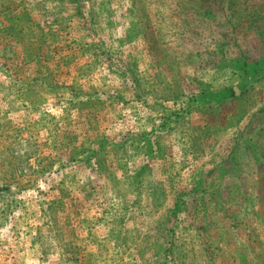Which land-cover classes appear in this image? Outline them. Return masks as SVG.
I'll return each mask as SVG.
<instances>
[{"label":"rangeland","instance_id":"1","mask_svg":"<svg viewBox=\"0 0 264 264\" xmlns=\"http://www.w3.org/2000/svg\"><path fill=\"white\" fill-rule=\"evenodd\" d=\"M264 0H0V264H264Z\"/></svg>","mask_w":264,"mask_h":264},{"label":"trees","instance_id":"2","mask_svg":"<svg viewBox=\"0 0 264 264\" xmlns=\"http://www.w3.org/2000/svg\"><path fill=\"white\" fill-rule=\"evenodd\" d=\"M263 155H264V154H263V152L261 151L260 154H259V158H263ZM262 166H264V165L262 164Z\"/></svg>","mask_w":264,"mask_h":264}]
</instances>
